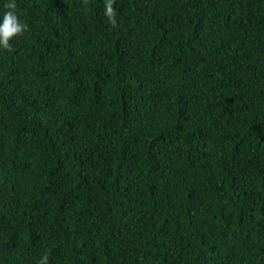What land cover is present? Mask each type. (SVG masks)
<instances>
[{
	"label": "trees",
	"instance_id": "trees-1",
	"mask_svg": "<svg viewBox=\"0 0 264 264\" xmlns=\"http://www.w3.org/2000/svg\"><path fill=\"white\" fill-rule=\"evenodd\" d=\"M16 3L0 264H264V0Z\"/></svg>",
	"mask_w": 264,
	"mask_h": 264
},
{
	"label": "clouds",
	"instance_id": "clouds-1",
	"mask_svg": "<svg viewBox=\"0 0 264 264\" xmlns=\"http://www.w3.org/2000/svg\"><path fill=\"white\" fill-rule=\"evenodd\" d=\"M115 2L116 0H104V16L113 27L117 25ZM4 8L6 11L0 19V49L11 51L12 42L25 34L27 25L20 19L16 0H10L4 5ZM40 264H48L46 254L41 257Z\"/></svg>",
	"mask_w": 264,
	"mask_h": 264
}]
</instances>
